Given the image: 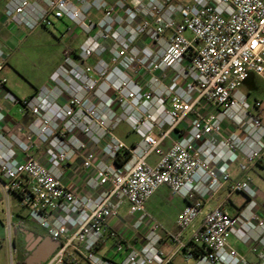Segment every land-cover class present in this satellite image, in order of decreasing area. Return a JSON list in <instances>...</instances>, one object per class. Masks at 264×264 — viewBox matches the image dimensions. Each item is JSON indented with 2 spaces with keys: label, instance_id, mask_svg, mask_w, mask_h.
Returning <instances> with one entry per match:
<instances>
[{
  "label": "built area",
  "instance_id": "2783aa9c",
  "mask_svg": "<svg viewBox=\"0 0 264 264\" xmlns=\"http://www.w3.org/2000/svg\"><path fill=\"white\" fill-rule=\"evenodd\" d=\"M4 12L28 31L67 20L70 36L83 37L49 85L24 99L5 91L33 116L24 137L7 135L0 110L10 239L24 220L44 229L59 246L43 264H175L182 253L195 264H264V217L249 175L264 170L263 102L241 89L252 72L264 80V0H8ZM122 125L138 140L126 143ZM76 170L85 193L67 186ZM162 187L189 202L174 233L145 209ZM236 194L245 203L233 214ZM12 196L26 212L17 222ZM230 237L254 243L259 262Z\"/></svg>",
  "mask_w": 264,
  "mask_h": 264
},
{
  "label": "rangeland",
  "instance_id": "374dc122",
  "mask_svg": "<svg viewBox=\"0 0 264 264\" xmlns=\"http://www.w3.org/2000/svg\"><path fill=\"white\" fill-rule=\"evenodd\" d=\"M55 25L49 28L40 27L33 31H29L31 35L24 42L19 55L21 75L13 74V80H18L20 87H26L27 90L34 91L35 88L41 89L53 76L60 64L64 60V51L69 48H78L83 41V37L76 35L71 37L69 27H72L70 21H54ZM25 78V79H23ZM31 81V87L26 81ZM28 87V88H27ZM242 91H244L250 101L260 100L263 102L261 110L262 119L264 122V80L256 73H250L248 78L243 82ZM21 106V105H20ZM126 126L122 125L117 134L120 137L124 136ZM124 138V137H123ZM132 139H137L133 136ZM129 141V140H127ZM158 159V153H155L150 158V163ZM253 181L255 186L260 190L264 196V170L261 168L252 172ZM234 200L241 201L242 199L236 195L233 196ZM12 209L15 215L14 221L17 222L21 217H25L26 212L20 210L18 207V199L15 196L11 197ZM185 203V200L179 195H173L167 188L160 189L156 192L153 200L145 205V209L149 217L158 223L164 232L173 231L176 228V221L180 208ZM20 215L21 217H17ZM123 217L132 223L135 216L130 215L128 212ZM24 220L25 224L31 227L27 233L31 235V249H35L38 241L44 234V229L37 226L35 223ZM31 232V233H30ZM41 233V234H40ZM190 233V232H189ZM134 233L129 231L127 237L134 242ZM133 238V239H132ZM15 239V231H12L11 239L9 236L7 225V203L0 189V264H22L21 262V244L17 239L16 244L13 242ZM233 242L234 239L230 238ZM182 255H184L182 253ZM180 264H195V261L183 262Z\"/></svg>",
  "mask_w": 264,
  "mask_h": 264
},
{
  "label": "crops",
  "instance_id": "0c3cea01",
  "mask_svg": "<svg viewBox=\"0 0 264 264\" xmlns=\"http://www.w3.org/2000/svg\"><path fill=\"white\" fill-rule=\"evenodd\" d=\"M8 0H0V52L3 53V56H0V63L3 64V69L0 73V76L5 77L7 79L6 89L0 88V110L4 111L7 115V122L4 124V132L7 135L10 134H16L20 137H24L25 129L29 123L33 120V116L26 110L22 108V106L18 104H11L9 103L5 98L4 94L5 91L8 90L11 93H13L15 96H17L20 99L29 98L32 95H34L37 91H39V88H35L34 91L31 92V90H27L26 87H20L21 83H18V80L13 84H11L10 81L13 80V74L21 75V72L19 70L20 62H19V55L21 52V49L24 45V42L28 39V37L31 35V33L25 29L24 27L17 26L16 24L9 21V19L6 17L4 9L5 5ZM72 48V47H69ZM68 49V48H67ZM61 65V64H60ZM59 67V66H58ZM58 69V68H57ZM56 69V70H57ZM20 77V76H19ZM25 79V78H23ZM51 80V79H50ZM50 80L44 85L47 86L50 83ZM28 84L31 87V81L27 80ZM43 86V87H44ZM42 87V88H43ZM28 88V87H27ZM260 115L262 117V113L260 112ZM2 128L0 127V133L2 132ZM134 135L132 132L128 130L126 127V130H124V138L121 137L126 143L131 144L132 142H135L137 139H132ZM137 137V136H136ZM129 140V141H127ZM39 157V155H37ZM258 168H262L261 165H257L253 169L250 170L249 175L253 177L252 172L255 171ZM233 178L235 181H239L243 178V173L237 168L233 167ZM83 173L76 172L70 174L66 180L67 186L79 193H85L83 190L82 185V179H83ZM253 179V178H252ZM254 182V181H253ZM168 189L170 192L171 190L168 187H162L160 189ZM159 189V190H160ZM158 190V191H159ZM259 196H258V203H259V210L261 215L264 217V196H262L260 190ZM172 193V192H171ZM156 194V193H155ZM155 194L146 202V205H148L154 198ZM173 194V193H172ZM174 195V194H173ZM226 196V190H223L214 200H212L210 203L206 206V211L210 208H214L218 205L219 201ZM239 198H241V201L234 200L229 206V209L231 213L235 214L238 210H240L241 206L245 203V197L241 194H237ZM183 198V197H182ZM184 199V198H183ZM185 200V203L180 208L178 215L188 206L189 202ZM128 213V206L125 205L121 210V216L123 219L124 214ZM19 215H17L18 217ZM126 220V219H125ZM18 221V220H17ZM31 223V222H29ZM115 225L118 223V221H114ZM118 225V224H117ZM19 231L25 230L26 233H28L31 230V227L28 226V224H25L22 228H18ZM177 231L176 228L171 232L174 233ZM129 232V231H128ZM127 232V233H128ZM41 234V233H40ZM42 238L48 237L46 232L44 231V234H41ZM190 237V233L188 232L185 236V239L188 241V238ZM234 241L230 244L235 247L247 260H249L252 263L259 262V259L254 251V243L250 242L249 244H243L238 242L234 237ZM230 240V239H229ZM162 250L165 252V254L170 255L174 251V245L170 242H165L162 244ZM181 260L185 262L184 256L182 254H178L174 258L175 264H180Z\"/></svg>",
  "mask_w": 264,
  "mask_h": 264
},
{
  "label": "water",
  "instance_id": "95a60500",
  "mask_svg": "<svg viewBox=\"0 0 264 264\" xmlns=\"http://www.w3.org/2000/svg\"><path fill=\"white\" fill-rule=\"evenodd\" d=\"M58 246L59 242L50 236L40 239L30 256L31 264H43Z\"/></svg>",
  "mask_w": 264,
  "mask_h": 264
},
{
  "label": "flooded vegetation",
  "instance_id": "af4514ba",
  "mask_svg": "<svg viewBox=\"0 0 264 264\" xmlns=\"http://www.w3.org/2000/svg\"><path fill=\"white\" fill-rule=\"evenodd\" d=\"M14 231H15V239L13 242L16 244L17 239H18L21 246H22L21 247V262H22V264H31L30 256L34 250V249H31V235L27 234L25 232V230L19 231L18 228L14 229ZM39 242L40 241H38V244H39Z\"/></svg>",
  "mask_w": 264,
  "mask_h": 264
},
{
  "label": "trees",
  "instance_id": "16d2710c",
  "mask_svg": "<svg viewBox=\"0 0 264 264\" xmlns=\"http://www.w3.org/2000/svg\"><path fill=\"white\" fill-rule=\"evenodd\" d=\"M123 160L120 158L118 163H121ZM194 252L196 253V255H198L200 252H202V249L199 247H195L194 248Z\"/></svg>",
  "mask_w": 264,
  "mask_h": 264
}]
</instances>
